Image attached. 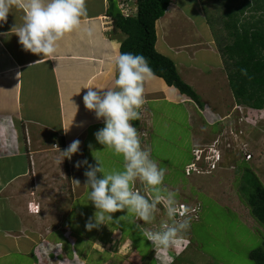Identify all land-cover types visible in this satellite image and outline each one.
<instances>
[{
  "label": "rangeland",
  "instance_id": "1",
  "mask_svg": "<svg viewBox=\"0 0 264 264\" xmlns=\"http://www.w3.org/2000/svg\"><path fill=\"white\" fill-rule=\"evenodd\" d=\"M176 4L181 17L176 32L178 30L180 36L195 43H204L202 47L207 45L208 38L213 37L217 47L214 46L220 53L228 42L227 30L221 24L224 10L221 0H176L168 7L170 14ZM129 8L135 12V3ZM250 13L253 11L246 14ZM101 19L105 29L112 28L110 16ZM195 26L201 38L195 36ZM202 47H196L199 51L194 62L200 64V60L205 59L209 61V66L218 68L211 72L208 81L198 79L201 106L190 98L174 102L163 98L149 99L145 100L140 110V120L132 122L138 128L142 147L149 150L151 158L166 170L162 186L165 194L167 191L174 192L178 204H184L189 209L186 218L190 220V228L178 236L163 255L170 257L172 264H253L250 253L262 243L264 225L251 215L241 184L245 169H249L264 185V171L260 167L263 164L260 158L264 154V109L251 111L244 108L243 113L234 110L235 99L227 81L225 62L219 57L221 54L215 52L213 56ZM227 64L231 66L230 61ZM219 86L223 87L220 91ZM241 116L250 125L240 123ZM48 122L57 125L49 117ZM41 131L36 135L43 136L45 129ZM33 140L34 135L31 144L35 145ZM9 142L6 144H15L14 141ZM211 149L217 151L220 158L212 171L205 173L212 168V159L203 161L212 152ZM248 151L255 153L251 160L244 157ZM194 153L202 158L195 161ZM85 154L93 165L98 163V158L105 172L123 169V157L104 148L95 136L90 137ZM74 161L75 158L72 161L66 158L60 167L53 164L52 171L57 173H51L49 168V179L44 178L42 173L37 174L36 184H48L39 189L30 183L28 191H13L6 187L4 193L2 186L0 225L10 226L6 228L9 229L7 232L20 237L15 239L0 234V264H40L43 257L48 259L44 264H160L156 259L159 253L152 248V242L130 223L131 214L118 211L113 214L119 219L117 222L103 224L91 231L86 229V222L97 210L88 200L89 189L84 186L86 166L79 169L73 166ZM193 164L204 172L189 170L190 173H187L186 169ZM255 165L262 171L259 176L254 170ZM249 170L246 172L250 174ZM5 176L9 178L5 174L2 177ZM31 177L33 180L34 175ZM76 180L80 181L79 187ZM134 188L143 192V185L139 182ZM13 192L15 199L22 201L20 206L30 204L31 208L35 207L25 213L28 221L21 214L25 207L9 204ZM23 192L26 195H22ZM34 202L38 205L33 206ZM193 209H197L195 213L191 212ZM165 219L161 211L152 224L144 227L158 230ZM138 223L143 224V221ZM12 229L22 231L13 232ZM39 235V241L35 242L33 237ZM27 240H32L29 245ZM14 243H17V249ZM30 244L35 246L29 249Z\"/></svg>",
  "mask_w": 264,
  "mask_h": 264
},
{
  "label": "crops",
  "instance_id": "2",
  "mask_svg": "<svg viewBox=\"0 0 264 264\" xmlns=\"http://www.w3.org/2000/svg\"><path fill=\"white\" fill-rule=\"evenodd\" d=\"M85 3L87 15L82 17L80 29L67 34L57 43L55 60L25 52L15 34L10 39L0 36V190L4 187V193L6 187L13 191H28L30 190L28 187H31L30 183L38 189L43 184L48 185L47 183L36 184L37 174L42 173L44 178L49 179V168H51V173H57V171H52L53 164L60 167V164L66 161L65 158L61 162V151L77 139L81 141L80 151L72 156L71 161L75 158L73 163L75 166L77 161L84 160L90 137H94V134L104 125L102 119L98 120L95 113L84 106L83 96L87 92L84 87L114 86L117 76L114 61L119 55L120 42L125 36L122 37L123 33L115 31L113 25L110 29H105L102 25L101 18L108 15L109 0H85ZM167 12L156 21L155 48L173 61L181 79L193 87L198 94V79L208 81L211 72L218 67L209 66V61L202 58L200 64L194 62L196 53L204 43H195L192 39L180 36L178 30L176 32L179 27L177 22L181 19L177 4L171 14ZM16 23L17 26L22 23L21 14L12 12L8 16V22L0 28V33L9 31ZM194 32L195 36L201 38L196 26ZM214 45L216 46V43L213 37H210L202 50L212 53L213 56L215 52L219 55V50ZM197 46H199L198 49ZM218 88L219 91L220 88L223 89L221 86ZM231 94L233 96L232 91ZM144 96L145 100L163 98L170 102L189 99L177 88L168 86L162 78L156 75L145 80ZM48 117L55 120L58 126L50 124ZM41 129H45L43 136L36 135L37 132H42ZM65 129L68 130L65 131ZM33 135L35 145L31 144ZM8 141L9 143L14 141L15 144L8 145L6 144ZM251 153L252 159L255 153ZM260 160L263 163L260 166L263 167L261 170L264 171V154ZM254 170L257 175L262 174L258 165L254 166ZM4 174L9 175V178H6L7 176L3 178ZM30 174L34 175L35 179L33 177L32 180V177H29ZM18 195L21 197L20 194ZM22 195L26 193L23 192ZM9 200L10 205L25 207L24 204L20 206L22 201L15 199V192ZM32 204L33 206L38 205L36 202ZM26 207L22 210L24 213L21 212L24 218L27 217L25 213L35 208H31L30 204ZM25 221H28V218ZM6 228L10 226L0 225V234L4 233L2 237L5 235L15 239L20 237L9 234L7 232L9 229ZM17 230L22 231V229L11 231L16 232ZM40 237V235L33 237L36 239L34 241L38 242ZM27 241L29 245L32 240ZM45 244L49 249L48 240ZM14 245L17 249V243ZM31 246L32 244L29 249ZM43 259L48 260L44 257ZM71 264H79V262Z\"/></svg>",
  "mask_w": 264,
  "mask_h": 264
},
{
  "label": "clouds",
  "instance_id": "3",
  "mask_svg": "<svg viewBox=\"0 0 264 264\" xmlns=\"http://www.w3.org/2000/svg\"><path fill=\"white\" fill-rule=\"evenodd\" d=\"M12 12L21 14L22 23L19 26L14 24L0 36L10 39L15 34L25 52L53 60L56 59L57 43L67 34L80 29L82 17L87 15L85 0H0V28L8 22ZM114 63L117 72L114 86L84 87L87 92L83 102L86 109L93 111L105 125L94 134L96 141L123 157V169L105 172L98 158L95 165L87 158L76 162L77 168L86 166L84 186L89 189L88 200L97 210L85 227L91 231L103 224L115 223L119 219L113 214L118 211L131 214L130 223L152 242V248L159 253L156 259L160 264H172L171 258L163 252L190 228V220L186 218L189 209L185 205L179 206L174 192L167 191L165 194L162 186L166 170L159 167L151 158L150 151L142 147L138 128L132 123L141 118L140 110L145 104L144 82L153 75V70L144 55L131 52L121 53ZM235 105L242 106L243 111L244 108L251 111L264 109L236 101ZM239 122L250 125L245 118ZM80 145L81 141L77 139L61 151V162L65 158L71 160L80 151ZM137 182L143 185V192L135 190ZM76 185L80 186L79 180H76ZM161 211L166 219L161 221L159 229H146L144 225L152 224ZM138 221H143V224ZM40 262L44 264L45 261L42 258Z\"/></svg>",
  "mask_w": 264,
  "mask_h": 264
},
{
  "label": "trees",
  "instance_id": "4",
  "mask_svg": "<svg viewBox=\"0 0 264 264\" xmlns=\"http://www.w3.org/2000/svg\"><path fill=\"white\" fill-rule=\"evenodd\" d=\"M173 1L134 0L136 11L125 14L117 0H109L107 13L112 18L113 29L125 35L120 42L119 55L126 52L144 55L153 75L177 88L200 107L198 94L181 79L173 61L155 48L156 21L164 16ZM221 2L224 6L221 24L227 30L228 42L220 54L234 99L252 108H264V0ZM249 11L253 13L247 15ZM226 61H230L231 66ZM247 170L242 176L241 190L251 215L264 225V185ZM250 257L253 264H264V238L260 247L251 251Z\"/></svg>",
  "mask_w": 264,
  "mask_h": 264
},
{
  "label": "built area",
  "instance_id": "5",
  "mask_svg": "<svg viewBox=\"0 0 264 264\" xmlns=\"http://www.w3.org/2000/svg\"><path fill=\"white\" fill-rule=\"evenodd\" d=\"M117 2H118V6L120 8H122V11L125 14L130 13V12H133V10L130 9L129 7H130V4H134V0H117ZM234 109H236V110L238 109L239 112L243 113V107L240 106V105H235L234 106ZM243 120H244V116L243 117L241 116L239 118V121H243ZM194 156H195V161H199L202 158L197 153H194ZM251 156H252V154L250 152L244 153L245 159H250ZM219 158H220V156H219L218 152L215 151L214 149L212 150V152L209 155H207V156L204 157L203 161L212 159V162L210 163L211 166H212V168L210 167V170L207 171V172H205V173H208V172H211L212 171V169L214 168L215 163L219 160ZM194 169H196V170H194ZM189 170H193L196 173H203L204 172V170H202L200 167H195L194 164H193L192 167H188L186 169L187 173H190ZM179 206L184 207V204H180ZM192 211H195V209H193Z\"/></svg>",
  "mask_w": 264,
  "mask_h": 264
},
{
  "label": "bare ground",
  "instance_id": "6",
  "mask_svg": "<svg viewBox=\"0 0 264 264\" xmlns=\"http://www.w3.org/2000/svg\"><path fill=\"white\" fill-rule=\"evenodd\" d=\"M194 170H196V169H194Z\"/></svg>",
  "mask_w": 264,
  "mask_h": 264
}]
</instances>
